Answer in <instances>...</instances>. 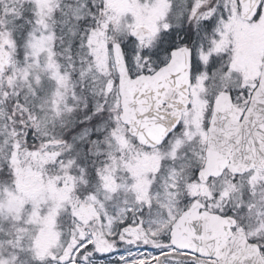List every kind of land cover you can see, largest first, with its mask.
Wrapping results in <instances>:
<instances>
[{"label": "snow or ice", "instance_id": "6c2138e0", "mask_svg": "<svg viewBox=\"0 0 264 264\" xmlns=\"http://www.w3.org/2000/svg\"><path fill=\"white\" fill-rule=\"evenodd\" d=\"M0 264H264V0H0Z\"/></svg>", "mask_w": 264, "mask_h": 264}]
</instances>
